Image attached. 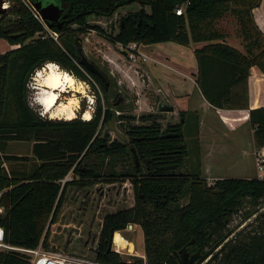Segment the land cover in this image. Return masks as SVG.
I'll return each mask as SVG.
<instances>
[{"label": "trees", "instance_id": "trees-1", "mask_svg": "<svg viewBox=\"0 0 264 264\" xmlns=\"http://www.w3.org/2000/svg\"><path fill=\"white\" fill-rule=\"evenodd\" d=\"M6 1L9 8L0 16V39L14 47L0 53V206L4 208L0 225L6 243L27 249L42 243L48 249L49 225L56 222L69 187L130 181L136 192L135 205L103 216L95 255L98 261L178 264L176 252L193 240L191 249L211 248L223 240L229 231L228 219L245 208L244 199L250 197V207L242 213L245 221L256 215L248 225L250 231H239L229 239L215 264H264V211H259L264 206V179L227 177L209 183L201 169L198 144L194 170H189L186 112H180V122L166 128L158 111L141 117L143 124L124 129L126 139L102 136L103 126L114 120L116 110L104 81L80 63L79 35L89 28L103 30L88 23L90 16L109 18L139 3L141 11L123 17L112 38L115 43H205L195 50L199 89L215 108L249 109L255 146L261 149L264 106L251 109L249 95L252 67L264 74V32L254 15L261 0H53L65 7L61 25L43 23L34 16L38 0ZM179 8L182 14L177 13ZM229 15L238 24L237 37L244 52L226 42L229 33L220 23ZM51 62L102 89L106 104L98 98L91 119H46L30 106V78ZM117 111L119 120H135ZM192 117L198 126L199 115ZM14 141L32 143V155L9 153V143ZM193 141L198 143V138ZM13 162L26 163L23 168H9L7 164ZM71 173L74 178L64 182ZM186 197L188 202L183 204ZM131 224L142 228L145 258L127 260L109 249L112 234ZM0 264L30 261L19 251L6 250Z\"/></svg>", "mask_w": 264, "mask_h": 264}, {"label": "rangeland", "instance_id": "rangeland-1", "mask_svg": "<svg viewBox=\"0 0 264 264\" xmlns=\"http://www.w3.org/2000/svg\"><path fill=\"white\" fill-rule=\"evenodd\" d=\"M142 8L143 6L139 3H135L119 9L114 16L109 18L90 16L88 23L90 25H98L103 30L89 28L84 33L79 34L82 39V51L91 62L109 77L113 85L107 93V97L111 106L116 110L114 118L115 129H111L110 124H105L102 129V136L108 134L112 140L122 139L121 135L126 139V131L124 129L133 124H143L145 121H142L140 118L144 115L157 113V105L161 97L166 101L170 100L168 101L169 104L174 105L171 98L163 94L157 95L152 90L149 76L145 72V66H141V63H144V61H137L134 65V62L130 61L126 56H123L120 43L117 44L112 40L120 30L123 17L129 13H138ZM145 10L151 13L150 7L146 6ZM259 11L260 7L258 6V13H260ZM220 27L225 29L234 38L237 37L238 24L233 16L229 15L222 20ZM11 47L12 45L6 40L0 39V53L6 52ZM150 63L151 61H148L147 65H150ZM48 64L34 72L30 78L28 84L30 106L40 116L46 119L70 120L68 119L70 110L61 111L60 107L62 105L55 107V113L53 114L45 113L43 106L38 103L40 92L42 91L39 74ZM122 65H126L125 70L127 76L121 72L120 67ZM59 68H62V71H68L60 65ZM164 70L170 76H182L180 72L182 71V67L179 64L177 65L172 62L170 63V68H164ZM74 77L76 76L74 75ZM76 79L79 92L71 91L67 93L64 96L66 98L62 97L60 103H70L76 110L75 118L87 120L85 119V113L90 111L93 117L94 111L97 108L98 98L101 97L102 104L104 105L106 104V96L103 94L102 89L96 83L91 82V80L85 81L78 77ZM118 99L120 101L116 103ZM118 109L122 110L125 116H135V120H119L118 115L120 112L117 111ZM160 118L163 128H166L171 123H177L180 120V115L171 112H161ZM119 125H121L122 129L118 127ZM195 127L194 122L189 126L190 130H193ZM188 146L191 153L187 159L190 164L189 170L192 171L194 170V164L192 162L194 156L196 157L197 142L188 139ZM7 150L9 153L30 156L32 155V143L14 141L9 143ZM25 163L13 162L7 165L9 168H23ZM202 164L201 169L204 170L205 165ZM213 164L215 171L213 168V172L206 174L209 182H214L218 178L227 177H258L257 162L252 154L242 155L241 151H239L238 156L223 157V160H218ZM214 174L221 177H217ZM73 178L74 174L71 173L64 182L72 180ZM188 199V197L184 198L182 203H187ZM135 200V188L130 181L114 184L100 182L86 188H78L77 186L69 187L65 202L56 222L49 225V248H44L47 250L72 253L87 258H95L103 216L108 212H116L117 210L134 206ZM249 200L250 197L244 199L246 203L245 208L235 213L231 219L229 231L227 232H232L233 236H230V239H233L239 231H250L248 225L255 221V216H252L246 221L242 219V213L250 207L247 204ZM259 211H264V206ZM117 233L122 235L123 240L117 236V241L124 248L121 250V254L125 259L131 260L133 257L145 258L144 234L141 227L132 233H122L121 231H117ZM113 247H115L114 243Z\"/></svg>", "mask_w": 264, "mask_h": 264}, {"label": "crops", "instance_id": "crops-1", "mask_svg": "<svg viewBox=\"0 0 264 264\" xmlns=\"http://www.w3.org/2000/svg\"><path fill=\"white\" fill-rule=\"evenodd\" d=\"M259 7L260 13L257 7L254 15L264 32V0H261ZM226 42L242 52L245 51L241 39L234 38L230 33ZM203 45L205 43L183 46L164 42L141 45L140 50L148 57L141 66H145L152 90L157 95L163 94L173 100L174 111H170L171 113L180 115V112H186L183 121L189 130V133L186 132L187 139L198 138L200 159L205 165L202 172L206 176L213 172V168L215 171L213 163L223 160V157L238 156L241 151L242 155L252 154L255 159L258 148L255 146L254 129L249 121V109L215 108L208 103L199 89L195 75L198 71L195 50ZM148 61H151L150 65H147ZM172 62L182 67V76H170L165 72L164 68H170ZM249 95L251 109L264 106V74L256 66L252 67L249 77ZM192 114L199 115V124L190 130L189 126L194 122ZM180 121L181 117L178 122Z\"/></svg>", "mask_w": 264, "mask_h": 264}, {"label": "built area", "instance_id": "built-area-1", "mask_svg": "<svg viewBox=\"0 0 264 264\" xmlns=\"http://www.w3.org/2000/svg\"><path fill=\"white\" fill-rule=\"evenodd\" d=\"M6 6H9V2L6 3ZM183 11L184 10L182 8H179L177 10V13L182 14ZM33 12H34V16L38 20L45 23V20L43 19L41 13L35 7L33 9ZM46 28H49V27L46 25ZM51 35L55 39L58 38L57 33L51 32ZM120 46H121V52H123V56H126L130 61L134 62V65L137 63V61L145 62L148 58L146 55H144L141 52L140 45L138 43H131L128 45L120 44ZM125 68H126V65H122V67H120L123 75L127 76V72ZM255 159H256L257 168H258L257 178L264 179V147L256 150ZM209 183H212V182H209ZM3 211H4V208L0 206V214L3 213ZM113 243L115 244V247H113L114 250L116 252L121 253V250H123L124 248L121 245H119L116 240L113 241ZM6 250H15V251H19L27 255L29 257L30 264H106L104 262L98 261L96 258H87V257H83L80 255L66 253V252L58 251V250H47L44 248L42 243L37 248H33V249L17 248V247L10 246L6 243V240H5V230L0 225V256H1V253Z\"/></svg>", "mask_w": 264, "mask_h": 264}, {"label": "water", "instance_id": "water-1", "mask_svg": "<svg viewBox=\"0 0 264 264\" xmlns=\"http://www.w3.org/2000/svg\"><path fill=\"white\" fill-rule=\"evenodd\" d=\"M6 3H7L6 0H0V16L3 13H5L6 10L9 8V6H6ZM34 6L41 13L45 21L54 22V23H57L58 25H61L60 20L65 10L64 5H62L59 2L53 1V0H48L46 2H44L43 0H38ZM80 58H81L80 63L83 66H85L91 72L101 76L104 80H107L103 72L93 62H91L88 59V57L84 54L82 50L80 51ZM158 111L160 112L174 111V106L170 105L163 97H161L159 105H158ZM110 127L113 130L115 129L114 120L110 122ZM118 127L122 129L121 125H119ZM171 135H174V134H171ZM121 138L124 139V136L121 135ZM146 161L148 162V160ZM166 168H175V166H167ZM130 226L132 227V225ZM114 236H115V233H113L111 236L109 249H112ZM220 245H221V241L217 242L214 245V247L208 252H206L204 255H202L201 251H198L195 254H190L186 251L185 248L181 249L180 251H177L176 255L181 264H192L196 260H198L197 264H211L212 260L216 257V254H214V251L217 250Z\"/></svg>", "mask_w": 264, "mask_h": 264}, {"label": "bare ground", "instance_id": "bare-ground-1", "mask_svg": "<svg viewBox=\"0 0 264 264\" xmlns=\"http://www.w3.org/2000/svg\"><path fill=\"white\" fill-rule=\"evenodd\" d=\"M61 69L59 68V65L51 62L40 72L39 77L41 78L40 86L42 91L40 92L39 103H41V105L43 106L45 113L53 114L55 113V107H57L58 105H62L60 107L61 111H67L69 109L70 112H67L69 115L68 119H73L76 117L75 108H73L70 103L63 104V102L60 103V101H62V97L66 96V94L70 93L71 91L79 92V88L77 87L78 82L74 75H72L68 71H62ZM91 118L92 113L90 111H87L85 113V119L89 120ZM117 236L122 239V235L120 233H117L115 235L116 241ZM118 244L121 245V243Z\"/></svg>", "mask_w": 264, "mask_h": 264}, {"label": "flooded vegetation", "instance_id": "flooded-vegetation-1", "mask_svg": "<svg viewBox=\"0 0 264 264\" xmlns=\"http://www.w3.org/2000/svg\"><path fill=\"white\" fill-rule=\"evenodd\" d=\"M103 74L106 76L107 80H104V79H103L101 76H99V75H98V76L104 81V83H105V87H106V90H107V93H108V92L110 91L111 87H113V85H112V82H111V80L109 79V77H108L104 72H103ZM107 83H108V85H107ZM112 89H113V88H112ZM119 101H120V99H118V100L116 101V103H119ZM159 102H160V101H159ZM158 105H159V103H158ZM158 105H157V109H158ZM135 202H136V200H135ZM253 216H256V215H253ZM249 219H250V218H249ZM227 222L229 223V224H228V226H229L231 220L229 221V219H228ZM131 225H132V227L129 225L128 228H126L124 231H122V233H130V232L132 233V232H134L135 230H137V228H140V226L137 225V224H131ZM141 229H142V228H141ZM226 236H227V237H226ZM226 236L224 237L223 240H220V241H221V245L219 246V248H218L217 250L214 251V254H216V257L212 260V263H211V264H215L216 261L219 259L220 255H221V252H222V250L224 249V245H225V243L230 239V236H233V235H232V232L227 233ZM194 242H195V240H193L192 242H190V244H193ZM218 242H219V241H218ZM190 244L184 247L188 253H190V254H195V253H197L198 251H201L202 255H204L206 252H208L209 250H211V249L214 247V245H215L216 243L213 245V247H211V248H206V249H202L201 247H198L197 249H191V248H190ZM112 249L114 250L113 246H112ZM176 257H177V255H176ZM197 261H198V260L194 261L192 264H197ZM177 263H178V264H181V263L179 262L178 257H177Z\"/></svg>", "mask_w": 264, "mask_h": 264}, {"label": "clouds", "instance_id": "clouds-1", "mask_svg": "<svg viewBox=\"0 0 264 264\" xmlns=\"http://www.w3.org/2000/svg\"><path fill=\"white\" fill-rule=\"evenodd\" d=\"M38 103H39V101H38ZM40 105H41V103H39Z\"/></svg>", "mask_w": 264, "mask_h": 264}]
</instances>
